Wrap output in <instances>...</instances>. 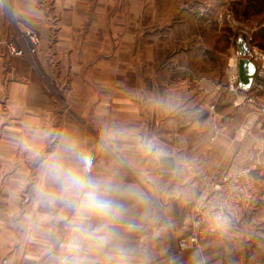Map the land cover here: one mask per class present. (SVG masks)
Segmentation results:
<instances>
[{
  "label": "rangeland",
  "instance_id": "374dc122",
  "mask_svg": "<svg viewBox=\"0 0 264 264\" xmlns=\"http://www.w3.org/2000/svg\"><path fill=\"white\" fill-rule=\"evenodd\" d=\"M81 3L77 0L80 8ZM98 3L91 0L90 7ZM104 3V56L83 50L87 38L76 34L71 51L58 52L55 37L49 36L33 56L23 57L26 76L15 81H23L32 92L29 105L37 104L36 98L46 106L43 113L28 111L26 141L27 154L43 158L45 192L28 188L22 198L12 195V209L21 206L11 211L12 231L18 232L19 214L29 207L32 216L35 211L56 215L60 235L84 231L81 223L68 219L78 222L101 213L82 211L86 193L66 181L75 174L95 185L96 197L107 205L101 214L107 219V233L121 235L124 250L138 249L145 260L150 216H162L158 202L185 195L194 205L201 196V176L208 171L177 175L185 159L193 162L215 150L228 156L216 163L227 164L240 146L264 155V127L259 125L264 117L257 107L241 104L244 92H236L235 83L238 35L245 31L250 45L264 50V0ZM22 29L40 36L33 27ZM103 60L107 63L97 69L96 63ZM36 91L44 96L36 97ZM237 132L242 141L236 139ZM88 169L89 182L83 177ZM198 179L202 187L195 195ZM253 179L257 191L244 205L251 202L258 208L264 201V163L254 170ZM36 197L42 203L35 209ZM94 223L90 228H98ZM27 231V252L34 255L35 228L28 225ZM18 243L14 241L12 249ZM9 259L10 264L25 260ZM26 260L33 264L34 257ZM43 264H51V258L45 257Z\"/></svg>",
  "mask_w": 264,
  "mask_h": 264
},
{
  "label": "crops",
  "instance_id": "0c3cea01",
  "mask_svg": "<svg viewBox=\"0 0 264 264\" xmlns=\"http://www.w3.org/2000/svg\"><path fill=\"white\" fill-rule=\"evenodd\" d=\"M79 1L82 2L81 8L77 0H0V263L8 259L10 264L9 257L15 256L20 260L25 258L22 260L24 264H31L26 260L28 257H34L33 264H43L45 257L49 256L51 264H264V201L258 208L257 204L247 203L240 214L227 217L214 234L206 236L200 248L179 255L173 251V239L186 232L193 205L187 203L185 195L158 202L162 216L154 213L150 216V242L145 260L140 259L138 249L124 250L121 235L107 233L105 214L93 219L86 216L88 219L78 222H75V217L68 219L70 223H81L84 231L60 235L56 215L44 216L42 212L35 211L32 216L29 207L19 214L18 232L12 231L11 211L21 210L20 204L12 209V195L22 194V198L28 188L30 192H45L42 189L43 158L28 155L26 141L28 111L43 113L46 106L36 98L34 102L37 104L27 103L32 92L23 81H18L26 76L22 67L24 58L8 54L7 40L17 29L33 27L44 42L49 36L51 40L55 37L54 48L59 52L74 49L78 38L76 34H83L81 38H87L82 44L83 50H93L98 56H104L107 51L105 0H98L93 9L90 7L91 0ZM244 21L243 26L247 25ZM252 31H257V28ZM114 33H117L116 30ZM241 36L246 38V32L238 35L237 43ZM249 40L252 42L254 38L249 37ZM40 59L47 69L46 59L42 56ZM106 63V60L98 61L96 68L102 69L101 65ZM15 78L18 80L15 81ZM35 94L36 97L44 96L40 91ZM226 155L214 150L202 158H195L193 162L185 159V167L177 175H201L211 170L214 163L226 160ZM90 174L89 169L83 173L88 182ZM200 181L195 182V195L201 190ZM80 191L87 193L89 189ZM41 203L37 197L32 202L35 209ZM91 222H96L98 228H90ZM28 225L35 228L34 255L27 252ZM16 240L19 243L12 249ZM141 257L144 258V255Z\"/></svg>",
  "mask_w": 264,
  "mask_h": 264
},
{
  "label": "built area",
  "instance_id": "2783aa9c",
  "mask_svg": "<svg viewBox=\"0 0 264 264\" xmlns=\"http://www.w3.org/2000/svg\"><path fill=\"white\" fill-rule=\"evenodd\" d=\"M246 41L250 49L244 57L257 65V77L248 90L239 87L237 77L236 92H244L241 104L257 107L258 115L264 117V50L259 52ZM41 44L42 39L37 33L19 28L9 36L7 49L11 56H33ZM238 57L241 58L239 53ZM259 125L264 127V121ZM236 139L242 141L239 132ZM263 161V151L256 152L240 146L229 163H215L211 170L201 176V196L192 207L187 230L173 239L172 246L176 255L200 248L206 236L214 234L227 217L242 210L245 201L257 191L253 172ZM0 264H9V261L3 259Z\"/></svg>",
  "mask_w": 264,
  "mask_h": 264
},
{
  "label": "water",
  "instance_id": "95a60500",
  "mask_svg": "<svg viewBox=\"0 0 264 264\" xmlns=\"http://www.w3.org/2000/svg\"><path fill=\"white\" fill-rule=\"evenodd\" d=\"M238 48L241 56L238 62V85L241 89L248 90L252 87L257 77L258 69L252 60L244 57L250 46L243 36L238 40ZM251 69H254V71Z\"/></svg>",
  "mask_w": 264,
  "mask_h": 264
},
{
  "label": "clouds",
  "instance_id": "9594fccd",
  "mask_svg": "<svg viewBox=\"0 0 264 264\" xmlns=\"http://www.w3.org/2000/svg\"><path fill=\"white\" fill-rule=\"evenodd\" d=\"M66 181L74 187L77 188H87L89 191L85 194L84 198L81 201V209L82 211L85 209H91L98 213H104L107 210V205L104 201L98 199L95 195V185L89 183H85L79 176L75 174H69L66 177Z\"/></svg>",
  "mask_w": 264,
  "mask_h": 264
},
{
  "label": "bare ground",
  "instance_id": "6f19581e",
  "mask_svg": "<svg viewBox=\"0 0 264 264\" xmlns=\"http://www.w3.org/2000/svg\"><path fill=\"white\" fill-rule=\"evenodd\" d=\"M251 123H252V120H250L249 124H251Z\"/></svg>",
  "mask_w": 264,
  "mask_h": 264
},
{
  "label": "snow or ice",
  "instance_id": "6c2138e0",
  "mask_svg": "<svg viewBox=\"0 0 264 264\" xmlns=\"http://www.w3.org/2000/svg\"><path fill=\"white\" fill-rule=\"evenodd\" d=\"M252 71H254V69H251Z\"/></svg>",
  "mask_w": 264,
  "mask_h": 264
}]
</instances>
